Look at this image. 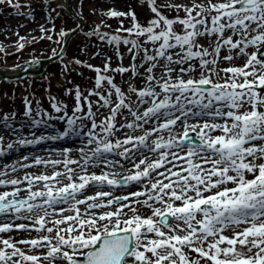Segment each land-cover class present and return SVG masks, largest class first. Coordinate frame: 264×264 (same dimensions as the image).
<instances>
[{"label":"snow or ice","instance_id":"snow-or-ice-1","mask_svg":"<svg viewBox=\"0 0 264 264\" xmlns=\"http://www.w3.org/2000/svg\"><path fill=\"white\" fill-rule=\"evenodd\" d=\"M141 2L154 14L146 22L131 8H110L106 16L130 19L131 26L121 20L115 34L88 33L113 46L120 61V46H127L132 61L113 68L107 57L103 68L87 65L97 73L88 92L98 98L96 112L77 87L66 128L56 135L32 131L31 139L18 141L83 137L79 158L64 149L63 159L37 156L19 166H51V174L8 178V168L0 171V187L12 186L0 191V264H264V0ZM2 4L19 16L29 6ZM241 57L242 66L231 64ZM221 61L231 66L220 68ZM112 73H131L142 85L126 82L125 92ZM52 107L63 120L66 106ZM24 114L33 129L50 127L51 117L39 109L40 118L33 116L27 99ZM14 116L0 117L11 132H17L8 123ZM3 145L0 135V156ZM128 185L139 190L113 196ZM18 230L40 235H10Z\"/></svg>","mask_w":264,"mask_h":264},{"label":"rangeland","instance_id":"rangeland-1","mask_svg":"<svg viewBox=\"0 0 264 264\" xmlns=\"http://www.w3.org/2000/svg\"><path fill=\"white\" fill-rule=\"evenodd\" d=\"M187 2L188 0H157V3ZM19 3L29 5L20 9L26 15H16L17 10L11 8L8 4L0 5V70H10L13 73L32 61H47V59L54 57L53 50L59 54L69 34L81 24L79 19L63 10L58 0H19ZM71 4L74 11L79 13L85 22L83 27L80 28V32L70 43L63 58L60 61L49 63L38 75H26L15 82H5L0 76V117L14 112V118L8 123L17 129V132H11L4 127V122L0 121V132L8 134L7 140H4V145L6 146L9 142L13 143L12 149H4L5 154L0 156V161H9V159L13 160L16 157L24 160L25 155L34 152L40 154L42 149L43 151L46 150V153L55 154L56 156L52 159H63L64 157L60 153L64 149H71V158L78 159L79 154L76 150L82 146L83 137L73 136L57 141L50 140L38 145H21L18 141L21 137L31 139L30 133L32 131H35L37 135L41 133L56 135L60 130L66 128V120L73 115L77 105L75 99L76 88L78 87L84 96H88L89 90L95 86L97 73L87 65L103 68L107 57H111V67L113 68L120 64L127 67L132 62L131 56L127 52V46H120V55L124 57L120 61L117 59V52L113 46L100 40L96 35H88L96 29L103 33L115 34L120 27L121 20H123L124 28L131 26L130 19L106 16L105 13L110 8L125 12L131 8L136 12L137 19L142 22H146L148 18L154 15L149 11L148 3H142L141 0H73ZM166 14L175 15V13ZM180 15L183 16L184 14L181 12ZM61 32H65L67 35L61 37ZM48 36H51L52 39H47ZM19 37H24L22 41L24 43L23 49L18 48ZM201 43L205 44L206 40H201ZM221 55H224L223 51ZM76 60L81 61V63H74ZM244 62L245 58L241 57L231 62V64L242 66ZM137 63H139V58H137ZM229 66H231L230 63L225 61H221L218 65L220 68ZM112 75L115 77V83L125 92H127V83L134 86L142 85V80L134 78L131 73L123 75L112 73ZM52 97H55V101L52 100ZM26 99L31 102L33 116H36V110L39 109L41 113L47 114L46 119L47 116L51 117V119H47L50 127L45 128L43 125L36 129L31 127L30 117L24 114ZM88 99L93 101L92 110L96 112L95 101L98 98L88 96ZM53 103L66 106L64 112L67 115L64 116L63 120L57 119V117L63 115V112L57 113L52 107ZM80 103L85 104L86 102L82 98ZM84 111H87L86 107ZM100 112L104 115L109 113L107 108L100 109ZM76 115L82 114L77 113ZM97 117H99V114ZM36 118L40 117L36 116ZM84 124L90 127L88 120H84ZM176 131L182 132V128H177ZM190 134L195 136V133ZM121 162L124 163L122 159ZM50 170L52 172V169H49L46 174H51L49 173ZM117 170L122 169L117 168ZM35 174H38V172ZM21 222L28 223L27 221H16V223Z\"/></svg>","mask_w":264,"mask_h":264},{"label":"bare ground","instance_id":"bare-ground-1","mask_svg":"<svg viewBox=\"0 0 264 264\" xmlns=\"http://www.w3.org/2000/svg\"><path fill=\"white\" fill-rule=\"evenodd\" d=\"M58 3L63 8L68 6V4H67L68 1L67 0H58ZM43 66H44V63L42 61H39L38 64L28 63V64L20 67L16 71L20 72L23 69H28L29 72H36L37 73V72L42 70ZM17 72L14 71V73H13L10 70H8V71L2 70V73L6 74V75H12V74H15ZM108 114L109 113H107L105 116H107ZM97 122H99V117H97ZM0 135L4 136V140L5 141L7 140V138H8V134L7 133L0 132ZM117 135L119 136V133ZM3 147H4V149L7 148L5 145H3ZM42 152L40 154H39V152H37V153L34 152V153H30V154L25 155L26 157H28V160H23V159H20L19 157H16L13 160L9 159V161H0V171H3V170H5V168H8L9 169V177L8 178H17V177L22 178L25 175V173H33V172H35V173L38 172V174H40L42 172L46 173L49 169H52L51 166H49L48 168H45L44 166H34V167L27 168V169L19 167L23 163L31 164L32 161H30V160H32L33 157L39 156V157H42V158H45V159H49V158L52 159L53 157L56 156L53 153H46V150L43 151V149H42ZM73 159H76V158H73ZM13 165L17 166V168H18V171L15 172V173H11L10 172V166H13ZM116 171L120 172L122 170L118 171L117 168H116ZM49 173H51V170L49 171ZM125 174H127V173H125ZM11 187H12L11 185H8L6 187H2V189L0 187V191L10 190ZM137 190H139V186H135L134 187L132 185H128L126 188L113 189L112 192H113V196H124V195H128L130 191H137ZM88 194L91 195V194H94V193L90 192ZM141 199H143V197H141ZM156 206H159V205H156ZM80 207H81V210L83 211L85 206L81 205ZM106 210H109V209H100V210H95V211L97 213H99L100 211H106ZM141 211L144 212V213H147L148 215H151V212L147 208H143V209H141ZM68 214H71V213H65V215H68ZM49 219L50 220L51 219H55V217H51ZM49 226H51V224H49ZM61 227H64V226H61ZM225 234L228 235L229 233H225ZM10 235L12 237H14V238H17V239H26V238L36 237V236L40 235V233H37L36 231L24 232L22 230L21 231L18 230V231H13ZM20 247L24 248L25 246L20 245ZM38 251H42V250H32L33 253H38Z\"/></svg>","mask_w":264,"mask_h":264},{"label":"water","instance_id":"water-1","mask_svg":"<svg viewBox=\"0 0 264 264\" xmlns=\"http://www.w3.org/2000/svg\"><path fill=\"white\" fill-rule=\"evenodd\" d=\"M71 1H72V0H68V6L65 7L66 11L69 12V13H70L71 15H73L74 17H77V18L81 19L82 23H84V18H83L82 16H80L78 13H75V12H73L71 9H69V8H70L69 5L71 4ZM82 25H83V24H82ZM82 25H80L77 29H75V31H72V32H71V34L69 35V37H68L66 43L64 44V46H63V48H62V50H61V52H60V54H59L58 56H55V57H53V58H50V59H48L47 61L45 60L43 63L47 64V63H50V62H53V61L60 60V59L63 57V55H64L65 51L67 50V48H68L70 42L72 41V39H73V38L77 35V33L79 32V30H80L79 28H81ZM0 74L2 75L1 72H0ZM26 74H27V75L29 74L28 69H24V70H22L21 72H19L18 74L14 75V76H6V75H2V76H3V78L6 79V80H17V79H19L20 77L25 76ZM33 75H37V74H33Z\"/></svg>","mask_w":264,"mask_h":264}]
</instances>
